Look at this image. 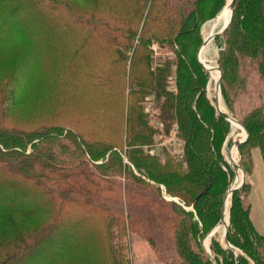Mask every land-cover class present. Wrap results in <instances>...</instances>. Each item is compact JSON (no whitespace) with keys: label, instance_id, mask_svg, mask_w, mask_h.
I'll return each instance as SVG.
<instances>
[{"label":"rangeland","instance_id":"obj_1","mask_svg":"<svg viewBox=\"0 0 264 264\" xmlns=\"http://www.w3.org/2000/svg\"><path fill=\"white\" fill-rule=\"evenodd\" d=\"M164 1L0 0V127L28 129L40 125H56L64 130L76 129L88 140L99 137L100 131L106 135L107 131L115 128L120 111H113V107L110 109L97 95L100 89L96 84V75L103 71L102 67L107 71L122 69L128 75L131 74L126 84L129 86L130 81L128 91L133 92L131 97H144V100H139L142 108L135 104V112L146 113L150 126L155 129L151 142L143 145L144 152L162 163L171 160L186 170V137L179 124L172 120L163 122L160 101L153 94L138 93L140 85L134 78L145 73L147 67L156 69L167 66L169 62L166 89L177 92L179 51L181 57L183 52V58L191 64L195 76L202 83L206 102L195 106L199 113L204 117L206 112V120L209 122L212 119L215 122L207 108L210 110V104L214 117H219L215 104L217 96H220L223 111L253 126L250 133L241 122L249 134L243 143L236 145V150L246 178L230 194L227 224L228 232L233 236H241L238 229L246 233L249 244L253 245L254 242L251 249L257 251V257H263L259 252L264 248L263 239L258 237L257 231L252 230V223L246 224L244 221L251 199L254 203L253 218L258 220L260 226L264 222V189L259 188L257 194L251 196L248 180V174L255 163V151L259 150L260 156L264 158V150L260 149L264 146V134L254 125L258 121V113L263 114L264 110V72L260 68L264 54L253 58L247 55V51L229 49L232 37L228 35V28L227 32L214 37L209 46L202 48L200 56L206 58L204 60L208 64L221 69L218 92L216 81L219 75L216 77L211 70L199 64L197 56L207 33L219 30L220 23L214 26L213 23L228 0H203L199 5L201 19L196 33L182 38L181 43L173 39L171 42L169 35L166 39L160 37L163 28L169 25L162 18H158L155 23L150 22V19L146 21L152 11L153 18L158 17L160 14L155 11L162 8L166 16L174 18L170 26L179 28L178 21L185 19V13L180 12L179 5L181 2L192 4L194 0ZM108 26L116 30L114 36L117 41L122 36L126 37V31L130 30L128 37L132 38L131 51L126 57H122L123 52L114 51L119 47L110 42L109 32L105 31ZM148 26L153 31L146 30L147 38L142 41L141 53L131 62L132 49L140 42L142 30L148 29ZM120 46L125 48L123 44ZM85 69L92 70L91 78L85 76ZM217 123L219 134L215 150L222 156L223 176L217 180L214 191L207 196V202L196 204L168 192L165 183L147 174L142 175L123 153L129 171L142 178L144 183L137 186L134 177L132 183L128 184L125 172L117 177L118 187L123 190L122 195L118 190V199L111 200L109 197L111 199L107 203L110 209L115 208L116 212L122 214L119 216L120 222H101L104 218L96 217L98 213L91 211L87 218L82 217L76 222L78 228L70 226L73 223L65 224V229L56 231L54 242L67 240L71 247L56 261L48 264H190L192 259L184 257L180 251V238L181 242L185 241L188 248L199 253L202 258L212 260L213 256L217 264H231L232 255L237 254L244 256L250 264H264L263 259L258 261L240 245L232 242V246L229 245L222 236L223 226L219 224L226 187L238 171L235 156L231 152L234 142L241 139L243 130L235 128L227 118ZM116 134L121 139L119 130ZM120 144H123L122 140ZM229 146H232L230 153ZM126 186L134 190L131 198L125 195ZM30 196L34 199L38 197ZM72 217L75 216L72 214ZM85 227L89 230L77 239ZM72 232H75V237H70ZM177 232H180V238ZM48 251L54 249L48 248ZM28 260L10 264H32ZM44 261L45 258L42 263Z\"/></svg>","mask_w":264,"mask_h":264},{"label":"trees","instance_id":"obj_2","mask_svg":"<svg viewBox=\"0 0 264 264\" xmlns=\"http://www.w3.org/2000/svg\"><path fill=\"white\" fill-rule=\"evenodd\" d=\"M202 1L194 0L192 4L181 2L179 10L185 13V19L178 21L179 28L170 26L174 18L166 16L167 13L162 8L155 11L160 14L158 17L153 18L152 11L146 22L150 19V22L155 23L158 18H162L169 27L163 28V35L160 37L166 39L169 35L171 42L175 40L181 43L182 38L191 37L196 33L201 19ZM228 29V35L232 37L229 49L247 51V55L253 58L263 55L264 0H235L234 17ZM146 30L153 31L151 26L142 30L140 42L132 49L131 62L141 53L142 41L147 38ZM105 31L109 32L108 37L111 38L113 46L119 47L114 51L123 52V58L130 54L132 38L128 37L129 29L126 31V37L122 36L119 41L114 36L116 30L108 26ZM155 35L159 36L158 33ZM121 44L125 48H122ZM179 55L176 71L177 92L166 89L169 62L167 66L156 69L147 67L145 73L134 78L140 85L138 93L153 94L156 100L160 101L163 122L172 120L179 124L183 136L186 137V170L178 163L171 160L162 163L158 158L144 152L143 145L151 142L155 129L150 126L146 113L135 112V104L142 108L139 100H144V97H131L133 92L128 91L130 81L129 86H126L131 74L128 75L122 69L107 71L102 67L103 71L96 75V84L100 89L97 95L110 109L113 107V111H120L115 128L107 131L106 135L100 131L99 137L88 140L76 129L64 130L56 125H40L28 129L0 127V264H10L23 259H29L32 264L56 261V258L71 247L68 246L67 240L54 242L56 231L65 229V224L73 223L70 226L77 227L76 222L82 217L87 218L91 211L98 213L96 217L104 218L101 222H120L119 216L122 214L116 212L115 208L110 209L109 202L107 203L108 199L116 200L114 198H117L118 190L122 195L123 190L118 187L117 177L125 172L128 184L132 183L134 177L137 186L144 183L142 178L129 171V164L124 163L123 153L142 175L147 174L150 178L165 183L168 192L196 204L208 201L207 196L214 191L217 180L223 176L222 156L215 150V143L219 134L217 122L225 117L222 114L214 117L213 108L209 104L211 112L208 108L207 110L215 119V122L211 119L209 123L206 120V112L203 117L195 108L206 102L202 83L195 76L191 64L183 58V52L182 57L180 51ZM260 68L264 72V62ZM83 72L90 78L93 75L91 69H85ZM113 119L116 120L114 117ZM243 124L251 133L253 126ZM254 125L264 134V110L263 114L258 113V121H255ZM117 130L121 133V139L117 134L114 135ZM263 147L262 145L260 149L264 150ZM227 188L228 186L226 190ZM204 190L205 193L201 194ZM133 191L129 186L125 187L127 198H131ZM137 192L144 193L143 190ZM30 194L38 197L34 199ZM72 214L75 217H72ZM244 223H252V230L257 231L258 237L264 242V235L255 228L250 218V207ZM88 230L89 228L85 227L77 239ZM238 231L240 237L228 232L229 242L240 245L258 261L264 260V248L259 251L263 257H257V251L250 247L254 242L253 245L249 244L247 234L241 233V229ZM74 233L72 232L70 237H75ZM178 233L180 238V232H177V235ZM48 248L54 251L50 252ZM180 251L184 257L192 259L190 264H214L208 257L202 258L199 253L190 250L185 241L181 242V238ZM231 264L250 263L244 256L237 254L232 255Z\"/></svg>","mask_w":264,"mask_h":264},{"label":"bare ground","instance_id":"obj_3","mask_svg":"<svg viewBox=\"0 0 264 264\" xmlns=\"http://www.w3.org/2000/svg\"><path fill=\"white\" fill-rule=\"evenodd\" d=\"M229 16H230V0H228L227 2H226V4H225V6H224V8L222 9V11H221V14H220V16L218 17V19L213 23V26L214 25H217L218 23H220L219 24V28L218 29H220L223 25H224V23L229 19ZM212 26V25H211ZM214 31V30H213ZM217 31V30H216ZM205 33V32H204ZM211 32H208L207 33V35H206V37L210 34ZM210 42V41H209ZM207 43L206 45H204L203 47H205V46H209L210 45V43ZM202 47V48H203ZM205 49V48H204ZM201 54V53H200ZM200 58H201V60H202V62L205 64V66L206 67H208L207 69H209V70H211V72L212 73H214L215 74V76L216 77H218L217 75H219V70H218V68L215 66L214 67V65H212V64H208L204 59H206V58H202V56H200ZM219 92V91H218ZM218 97V101H219V104H220V108L223 110V107H222V104H221V99H220V96H217ZM232 116V115H231ZM237 120H239V119H237ZM236 119H230V121H231V123L234 125V127L235 128H237V129H241V131L243 130V132H242V134H241V139L244 137V135H245V130H244V126H243V124L241 123V121L239 120V121H237ZM238 152H237V150H236V143H234V146H233V148H232V152H231V155H233V157H234V159H235V162L238 164V162H239V159H238V154H237ZM244 168L242 167V169L241 168H239V166H238V171H237V175L233 178V180H232V186H237V185H240L241 183H242V181L244 180V176L246 175V173L244 174ZM246 178V177H245ZM230 192L226 195V197L224 198V202H223V204L225 205V207H224V213H223V219H221L220 220V224H219V226H223V234H222V236L224 237V230H225V228H226V223H227V220H228V206H229V203H230ZM218 226V227H219Z\"/></svg>","mask_w":264,"mask_h":264},{"label":"water","instance_id":"obj_4","mask_svg":"<svg viewBox=\"0 0 264 264\" xmlns=\"http://www.w3.org/2000/svg\"><path fill=\"white\" fill-rule=\"evenodd\" d=\"M234 2H235V0H230V16H229V19L224 23V25L218 30V31H216V32H211L205 39H204V41H203V43H202V45H201V47H200V49H199V51H198V56H197V59H198V62L204 67V68H208V67H206L205 66V64L202 62V60H201V58H200V52H201V50H202V47L204 46V45H206L209 41H211L214 37H216V36H218V35H221V34H223V33H225V31L227 30V28L229 27V25H230V23H231V21H232V18H233V6H234ZM215 67V66H214ZM217 67V66H216ZM218 68V70H219V72H221V69L219 68V67H217ZM221 77H222V73H220V75H219V77L217 78V81H216V90L217 91H219L220 90V81H221ZM216 109L218 110V112L220 113V114H222L225 118H227L228 120H230V119H236L237 120V118H235L234 116H231V114H229V113H227V112H225V111H223L221 108H220V105H219V101H218V98H216ZM237 121H239V120H237ZM244 126V125H243ZM244 130H245V132H246V134H245V137L244 138H242V139H239V140H237V141H235L234 143H236V145H240L241 143H243L245 140H246V138H247V136H248V130L246 129V127L244 126ZM231 147L232 146H229L228 147V152L230 153V150H231ZM237 166H239V168H241L242 169V165H241V163L240 162H238V164H237ZM244 174H245V172H244ZM245 177H246V175L244 176V180L242 181V183L241 184H243V182L245 181ZM241 184L240 185H237V186H232V180L229 182V185H228V189H227V193H226V195L230 192V193H232L233 191H235L236 189H238L240 186H241ZM203 193H205V190L204 191H202L201 192V194H203ZM224 207H225V205L223 204V206H222V209H221V219H223V213H224ZM220 219V220H221ZM224 240L226 241V243H228L229 245H231L230 244V242H229V240H228V224L226 223V228H225V230H224ZM232 246V245H231ZM212 257V260H213V262L215 263V264H217V262L214 260V258H213V256H211Z\"/></svg>","mask_w":264,"mask_h":264},{"label":"crops","instance_id":"obj_5","mask_svg":"<svg viewBox=\"0 0 264 264\" xmlns=\"http://www.w3.org/2000/svg\"><path fill=\"white\" fill-rule=\"evenodd\" d=\"M254 161L255 163L253 164L252 169L248 174L251 196L257 194L259 188L264 189V158L263 156H260L259 150L255 151L254 153ZM253 210H254V203L250 199V218L255 228L264 235V222L261 223V226L260 224H258L257 222L258 220L256 221L253 218V214H252Z\"/></svg>","mask_w":264,"mask_h":264}]
</instances>
